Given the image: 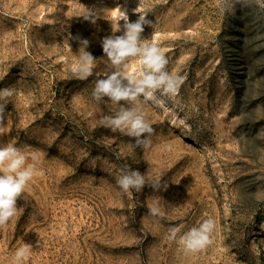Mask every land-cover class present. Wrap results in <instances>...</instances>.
<instances>
[{
	"label": "rangeland",
	"instance_id": "374dc122",
	"mask_svg": "<svg viewBox=\"0 0 264 264\" xmlns=\"http://www.w3.org/2000/svg\"><path fill=\"white\" fill-rule=\"evenodd\" d=\"M120 10L129 22L146 14L154 28L142 38L183 77L163 107L133 105L155 129L148 148L99 126L118 105L96 102V76L71 70L80 44L69 34L89 41L94 73L106 67L101 41ZM141 69L129 62V73ZM9 86L0 144L37 154L44 174L0 229V264L24 243L26 264H264V0H0V88ZM126 163L161 189L122 193ZM210 217L206 249L187 254L167 239L170 227L186 232Z\"/></svg>",
	"mask_w": 264,
	"mask_h": 264
},
{
	"label": "clouds",
	"instance_id": "9594fccd",
	"mask_svg": "<svg viewBox=\"0 0 264 264\" xmlns=\"http://www.w3.org/2000/svg\"><path fill=\"white\" fill-rule=\"evenodd\" d=\"M120 9V7L118 6ZM83 15L85 20L95 23L99 13L94 9L86 8ZM140 15L134 22H129L125 11L119 13L118 26L113 34L101 41V46L109 63L100 71L94 73L97 67L96 58L86 49L89 41L80 37L76 39L80 44L77 60L72 65V72L82 80L96 76L91 95L96 102H102L105 97L118 105L114 116L103 117L99 126L109 128L113 133L120 132L135 139L134 148H148L151 145V136L155 129L146 121L144 114L133 106L138 98L151 102L155 106L163 107L165 97H175L183 84V77L167 70L169 60L162 49L155 43L147 42L142 38L144 26L154 28V24ZM123 20V34L119 21ZM138 59L142 69L136 73L128 72L129 62ZM15 95L12 86L0 88V128H3L5 112L10 99ZM124 102V103H121ZM31 159L32 163H27ZM40 157L32 153L30 156L24 150L11 142L0 144V229L6 227L18 211L17 200L20 198L26 185L36 175H43V169L38 168ZM116 183L122 193L130 190L141 191L147 184L154 190H160V180H146V175L138 170H132L126 163L116 176ZM161 213L159 203L149 206L148 214L158 217ZM215 220L207 218L197 227L182 232V226H173L168 229L169 241L177 243L187 254H195L213 243L212 234L215 230ZM33 251L31 244L18 247L11 259V264H26Z\"/></svg>",
	"mask_w": 264,
	"mask_h": 264
}]
</instances>
